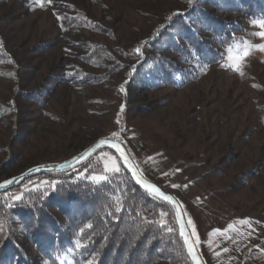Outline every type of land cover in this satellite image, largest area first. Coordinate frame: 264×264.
<instances>
[{"label":"rangeland","instance_id":"1","mask_svg":"<svg viewBox=\"0 0 264 264\" xmlns=\"http://www.w3.org/2000/svg\"><path fill=\"white\" fill-rule=\"evenodd\" d=\"M187 7L188 0L1 4L0 30L20 68L13 80L11 69L0 67V102L8 109L0 121V179L66 160L98 139H116L146 179L181 203L198 249L212 264H264V48L256 47L264 45V21H249L244 42L198 82L182 89L127 86L126 72L139 61L132 52L167 14ZM89 21L105 31L87 27ZM89 43L106 46L112 57L86 62ZM112 65L118 69L101 83L61 80L79 67L104 74ZM48 85L42 106L16 94L15 88ZM121 168L114 153L100 150L76 177L98 181ZM235 180V191L224 197L219 190ZM48 185L29 182L20 192ZM14 228L36 254L18 220Z\"/></svg>","mask_w":264,"mask_h":264},{"label":"trees","instance_id":"2","mask_svg":"<svg viewBox=\"0 0 264 264\" xmlns=\"http://www.w3.org/2000/svg\"><path fill=\"white\" fill-rule=\"evenodd\" d=\"M5 1L0 0V5ZM258 20L264 21V0H188L185 10L167 14L151 36L140 43L139 51L132 52L139 61L126 72L127 86L182 89L198 82L225 59L229 49L244 42L248 22ZM80 21L85 23V18ZM86 26L105 31L90 21ZM109 57L110 50L99 43H89L83 54L86 62L104 63ZM2 66L11 69L14 80L20 66L0 30ZM108 67L104 74L79 67L61 80L74 86L101 83L118 69V65L117 69L114 65ZM50 88L15 89L16 94L42 106ZM7 113L0 102V121ZM102 150L115 154L108 148ZM91 159L67 172L35 175L0 193V264H37V260L49 264H193L172 206L141 189L123 165L103 181L78 179V171ZM42 180L50 185L20 192L27 183ZM237 183L235 180L219 191L228 197ZM14 220L19 221L36 254H30L17 240ZM199 251L205 264H212L202 245Z\"/></svg>","mask_w":264,"mask_h":264},{"label":"water","instance_id":"3","mask_svg":"<svg viewBox=\"0 0 264 264\" xmlns=\"http://www.w3.org/2000/svg\"><path fill=\"white\" fill-rule=\"evenodd\" d=\"M106 141V142H105ZM115 145V147L113 146ZM108 148L115 152L117 157L120 159L122 165L125 167V169L130 173L131 177L135 181V183L144 191L148 192L152 196L167 202L170 204L175 212V218L176 222L179 228V233L182 236L184 240V245L186 248V251L188 253V256L190 257L193 264H205L202 255L194 241V238L191 234V231L188 227L184 210L180 204V202L177 200V198L172 195L171 193H168L164 191L160 186L155 184L154 182L149 181L146 179L141 172L138 170L136 164L132 160L130 154L128 153L125 146L116 139H110V138H101L95 141L93 144H91L89 147H87L82 152L59 162H48L39 164L36 166H33L29 169H27L25 172L5 179L0 182V193L10 190L20 184H22L25 180L38 175L42 173H60V172H67L70 170H73L77 168L78 166L82 165L86 161H88L91 157H93L98 151ZM75 158V159H74ZM140 180L141 182L138 183L137 181ZM5 181H10V183H4ZM145 185H154L156 188L159 189L160 193H164L165 195L169 197H175V201L173 200H165L162 196L159 195V193L152 192L148 189H146ZM194 246L195 255L191 249Z\"/></svg>","mask_w":264,"mask_h":264},{"label":"snow or ice","instance_id":"4","mask_svg":"<svg viewBox=\"0 0 264 264\" xmlns=\"http://www.w3.org/2000/svg\"><path fill=\"white\" fill-rule=\"evenodd\" d=\"M49 2H51V0H49ZM189 2H191V0H189ZM264 26V25H262ZM259 35L264 36V32L259 33ZM257 48H264V45H256ZM137 51H139V49H137ZM123 107V106H122ZM115 135V133L113 134ZM106 142V141H105ZM115 147V145H113ZM75 159V158H74ZM95 179H97L98 181H103L106 179V177H96ZM138 183H140L141 181L138 180ZM4 183H10V181H5ZM2 186V185H0ZM146 189L155 192V193H159L160 196H162L165 200H173L175 201V197H169L167 195H165L164 193H160L159 189L156 188L154 185H145ZM172 187H179L178 185L173 184ZM186 187V186H185ZM215 231H220L219 229L215 230ZM191 251L195 254V250H194V246L192 247ZM198 256V254H195Z\"/></svg>","mask_w":264,"mask_h":264}]
</instances>
